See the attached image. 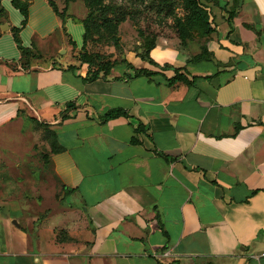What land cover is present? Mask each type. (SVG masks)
Returning a JSON list of instances; mask_svg holds the SVG:
<instances>
[{"label": "crops", "instance_id": "1", "mask_svg": "<svg viewBox=\"0 0 264 264\" xmlns=\"http://www.w3.org/2000/svg\"><path fill=\"white\" fill-rule=\"evenodd\" d=\"M79 2L61 19L28 0L23 57V16L0 1V135L26 120L53 131L64 195L43 218L0 198V264H264V0H208L209 35L164 28L89 82ZM177 73L192 82L170 84ZM111 109L126 115L102 120Z\"/></svg>", "mask_w": 264, "mask_h": 264}, {"label": "rangeland", "instance_id": "2", "mask_svg": "<svg viewBox=\"0 0 264 264\" xmlns=\"http://www.w3.org/2000/svg\"><path fill=\"white\" fill-rule=\"evenodd\" d=\"M77 1L82 7L83 0ZM88 1L93 4L92 10L103 8L91 18L93 24L99 25V31L92 29L85 48L116 62L129 51L143 55V48L149 46L164 28L175 31L173 18L184 14L179 0L167 5L161 0ZM203 2L207 4L208 0ZM236 5L235 1L233 7ZM84 6L88 13L89 8ZM101 11L114 23L124 16L117 23L116 31L111 32L103 25ZM2 14L0 12V20ZM114 39H117L116 45ZM51 140L49 129L44 124L29 120L18 127L8 128L0 135V198L20 199L29 218L36 215L46 217L64 205V195L47 160Z\"/></svg>", "mask_w": 264, "mask_h": 264}, {"label": "trees", "instance_id": "3", "mask_svg": "<svg viewBox=\"0 0 264 264\" xmlns=\"http://www.w3.org/2000/svg\"><path fill=\"white\" fill-rule=\"evenodd\" d=\"M10 1H11V4L16 9H18V11L23 16L20 26L12 28L14 40L16 42L18 49L21 52V55L23 57H29L32 54V51L29 48L23 47L19 39V31L27 23L28 0H10ZM70 1H76V0H64L65 6L61 11H59L54 1L48 0L50 6L53 8L55 13L61 19L64 18L66 6ZM173 1L174 0H161V2L164 3L165 5H167L168 3L173 4ZM179 1L184 10V14L180 17L173 18V26L180 40L185 41L189 39L193 33H195L197 36L204 37L214 31L215 27L213 23V15L211 13L209 6L205 2H203V0H179ZM83 2L89 8V11L88 13H86L84 19L82 20L83 26H84L83 45L80 51L78 52L77 58L80 62L86 63L88 65L86 75L82 77V81L89 82V81H93L100 77L106 78L110 69L117 62L116 60L114 59L111 60L110 58L102 56L99 53L88 52L86 50L85 44L87 42L88 35L90 34V32H92V29L99 31V25L95 23L93 24L91 18L94 16V13L101 10L103 6L99 10L98 9L92 10L91 9L93 7L92 3H90L88 0H83ZM0 12L3 13V10L1 7H0ZM2 15L3 16H2V19L0 20V24L2 23L4 19V14ZM100 15L104 16V21H102L103 25L107 29H109L111 32L116 31L117 23L123 20L124 18V16H121L120 19H118V21L114 23L112 19L108 18L107 15L104 14V11H101ZM233 15H234V12L231 11L227 19L230 29H232L231 19ZM114 44L115 45L117 44V39H114ZM152 46H153V42L149 46L144 47L143 50L145 51V53ZM145 53L140 56L144 57ZM208 55H209V52H207L206 49L204 48V50L201 53L194 56V59L195 60L203 59L205 58V56H208ZM93 65H95L94 69L92 68ZM129 67L134 69L131 65H129ZM71 68H74V66H71ZM134 70H135L136 75L141 74V73H149L148 71L144 69H138V70L134 69ZM176 81H184L187 84H190L192 82L188 80L185 76L181 75L180 73H177L174 77L169 79L170 84H173ZM120 115H126V112L123 111L122 109H111L102 117V120H108L110 118H115ZM39 124H43V123H39ZM136 131L137 132L139 131L138 128L136 129ZM49 134L52 136V140L50 141V153H57V152L63 151V147L59 146L56 141V134L51 130H49ZM132 141L135 142L136 139L133 138ZM49 155L47 157L48 162H49Z\"/></svg>", "mask_w": 264, "mask_h": 264}, {"label": "water", "instance_id": "4", "mask_svg": "<svg viewBox=\"0 0 264 264\" xmlns=\"http://www.w3.org/2000/svg\"><path fill=\"white\" fill-rule=\"evenodd\" d=\"M3 26H6V25L4 24V25H2V27H3ZM14 223H16V222L14 221Z\"/></svg>", "mask_w": 264, "mask_h": 264}]
</instances>
